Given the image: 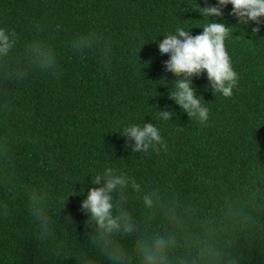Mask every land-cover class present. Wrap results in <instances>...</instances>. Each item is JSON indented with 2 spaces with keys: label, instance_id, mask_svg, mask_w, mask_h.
<instances>
[{
  "label": "trees",
  "instance_id": "obj_1",
  "mask_svg": "<svg viewBox=\"0 0 264 264\" xmlns=\"http://www.w3.org/2000/svg\"><path fill=\"white\" fill-rule=\"evenodd\" d=\"M198 5L218 0H0V28L18 36L0 59V264H78L81 252L111 264L86 237L90 213L81 210L99 187L92 178L109 167L141 185L139 193L129 185L124 201L113 194L137 235L175 236L169 264H264V17L241 25L231 4L223 18H204ZM213 20L232 27L225 46L238 82L226 98L206 71L192 78L209 109L200 122L170 98L177 77L158 45L178 27L202 34ZM89 33L102 38L107 60L99 48L71 46ZM35 39L56 49L57 71L32 63L26 45ZM147 123L167 151L127 147L124 129ZM33 193L47 223L33 214ZM135 238L120 237L130 264H141Z\"/></svg>",
  "mask_w": 264,
  "mask_h": 264
},
{
  "label": "clouds",
  "instance_id": "obj_2",
  "mask_svg": "<svg viewBox=\"0 0 264 264\" xmlns=\"http://www.w3.org/2000/svg\"><path fill=\"white\" fill-rule=\"evenodd\" d=\"M207 5V0H205ZM231 4L233 11L230 15L237 17L241 25L250 21L256 25L262 23L264 17V0H218L217 6L207 5L197 10L205 17L223 18L224 8ZM231 26L213 20L202 29L203 33L192 36L189 31L178 27L175 35L164 36L159 43V51L170 55L165 62L166 71L173 73L177 79L173 82L170 98L185 111L190 119L206 122L209 118V109L201 103V98L193 86L192 78L207 72L210 87L214 93L219 92L224 97H231L233 89L237 86L238 75L233 69L232 61L226 50L225 40L230 35ZM260 32V27L253 29V35ZM18 43L15 31L9 32L0 28V59L7 58ZM71 46L83 52L94 47L101 49L102 58L107 60L109 49L103 44L102 38L95 34H83L76 37ZM26 52L32 63L41 69H59V59L52 44L42 39L32 40L26 45ZM161 81H167L164 78ZM204 100V99H203ZM165 120H172L175 114L171 111H160ZM122 136L128 138L127 147L132 152L147 153L150 148H162L167 151V143L163 141L159 129L153 123L141 125L133 124L124 129ZM131 141H135L134 146ZM91 183L99 187H92L87 198L81 204V210L88 214L85 222V235L90 237V243L107 257L111 264H130L129 254L124 246L121 236H135L134 250L141 264H169V249L175 244V236L156 234L154 237L137 235L138 229L132 215L124 210L122 203H117L113 195L119 193V199L124 201L125 189L131 185L134 192H141V185L127 173L118 172L113 168H106L102 174L92 178ZM31 205H35L34 215L47 223L43 210L39 207L40 195L33 193L29 197ZM144 205L148 208L154 206L152 195L143 197ZM69 225H74L71 214L65 217ZM175 222V221H174ZM182 225L177 223V227ZM93 229L89 232L88 229ZM73 229H75L73 227ZM78 264H94L86 252H81L76 258Z\"/></svg>",
  "mask_w": 264,
  "mask_h": 264
}]
</instances>
